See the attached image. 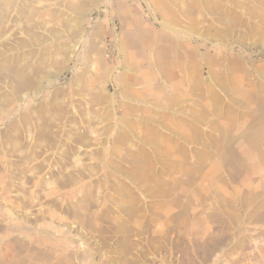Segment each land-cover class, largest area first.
Returning <instances> with one entry per match:
<instances>
[{"label":"rangeland","instance_id":"374dc122","mask_svg":"<svg viewBox=\"0 0 264 264\" xmlns=\"http://www.w3.org/2000/svg\"><path fill=\"white\" fill-rule=\"evenodd\" d=\"M0 264H264V0H0Z\"/></svg>","mask_w":264,"mask_h":264}]
</instances>
